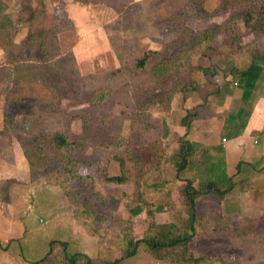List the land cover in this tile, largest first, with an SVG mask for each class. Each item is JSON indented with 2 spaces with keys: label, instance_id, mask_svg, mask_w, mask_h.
<instances>
[{
  "label": "rangeland",
  "instance_id": "1",
  "mask_svg": "<svg viewBox=\"0 0 264 264\" xmlns=\"http://www.w3.org/2000/svg\"><path fill=\"white\" fill-rule=\"evenodd\" d=\"M34 1L35 3L38 1L34 4L38 6L40 0ZM194 1L195 7L192 4ZM232 2L234 6L230 5ZM262 6L264 7V0H237L236 3L234 0H150L144 11L134 9L123 12L120 21L108 23L105 30L110 49L85 60L76 59L70 53L77 39L76 30L78 28L82 30L85 25L76 27L79 21L63 17L61 14L55 22L52 11L45 10V16L48 15L51 26L49 32L44 33L43 40L48 43L50 54H53L46 64L40 60L35 43H23L27 31L25 18L28 17V12H17L16 9L5 11L1 14L6 16L5 19H0L2 53L0 58L26 64V71L19 69L23 72L22 75L26 73V77L21 78L17 75L8 78L6 68L0 71V166H21L14 161L26 159L27 163L23 162V166H29L31 176L38 180L72 176L68 173L62 175L58 173L63 166L55 158L56 153L49 144L54 133L65 134L71 141L84 142V149L82 153L80 151L84 162L75 168L76 176L103 177L105 176L101 173L104 171L103 167L108 170L109 166H130L127 148L134 150V157L140 160L141 166H150L149 147L153 140L159 138L164 120L172 118L179 124V120L193 110L191 104L195 100L193 95L200 94L206 84L213 85L214 80L219 81L220 76L223 81L224 77H230L233 55L242 50L244 45L254 42L264 47V33L260 30L256 32L247 30L241 19L244 12L256 13ZM45 16L38 17L39 20L36 19V22L43 24ZM98 16L103 19L105 16L106 21L110 20L109 16L111 17L108 12H99ZM78 19H82L81 16H78ZM227 21L234 27L227 29L229 25H226ZM213 27L216 28L212 29ZM86 29L85 27L84 31ZM230 29L234 31L231 32ZM209 30L212 32L210 39L212 49L204 56L192 55L186 59L188 69L185 64L177 70H174L173 66L167 67L162 82L156 85V80L149 71L150 66L172 52L188 50L198 32ZM231 37L238 38V41H234L231 47L234 52L232 57L225 61L218 56L222 54L221 49ZM145 52H157V55L149 58L145 69H137L135 63ZM190 66L208 67L210 70L201 74L193 68L190 69ZM212 72L215 74L211 77ZM229 77L226 80L227 84L233 83ZM175 80L183 85L188 83L195 85L197 82V90L201 87L200 92L177 93L175 92L177 87H174ZM172 87L174 89L171 91ZM260 88L264 92V86L260 85ZM229 90L230 103L222 107L217 103L222 109L220 114L225 116L227 122L229 116H233L244 106L239 96L234 103L233 92H239V89L231 86ZM217 99L216 94L213 101L217 102ZM129 133L136 137L132 138L130 143L122 141L120 145L102 147L98 141L95 147L92 146L95 137L107 134L109 138L118 137L126 140ZM38 146L40 149L37 150ZM195 157L198 155L194 154ZM211 169L212 167L209 171ZM130 173L135 175L133 170ZM116 175L123 177L125 171L122 175L119 173ZM5 176L7 174H3L2 177ZM11 183L12 181L5 180L1 182L0 202L8 201L5 189ZM171 188L174 187L169 186L163 191L162 201L165 199V192L169 198L172 196L171 193L175 190ZM195 188L204 189L198 185ZM102 190L103 197L95 202L100 205L103 203L98 212L102 218L94 228H90L88 223L81 222L87 226V231L93 233L99 243L104 239L117 242L121 227L114 226L115 223L113 224L111 220L120 221L121 214H125V220H121L120 226L125 224L127 227L128 223L131 225L133 238L140 239L145 229L141 230V227L136 226L133 219L132 223L126 221V206L131 199L125 194V181L121 185L104 183ZM180 193L181 191H179L181 196ZM174 197L177 196L174 194ZM16 199V196L12 197V201ZM134 201L135 197L131 202ZM28 205L31 210L26 208ZM18 210L23 211V218L31 224L29 229L33 231L32 238L42 249L40 237L42 229L50 225V215L46 212L42 199L36 195L34 197L29 195ZM185 213V209L180 207L175 213L174 221L184 225ZM142 223L146 228L144 220L140 222ZM111 227H115V232L107 238L109 234L107 230ZM248 227L249 224L243 227V232L246 230L249 234L243 233L241 236V252L227 249L229 248L227 246L233 245L235 238L231 231H223L221 228L210 230L211 234L206 232L207 234L195 235L191 247L199 253H211L214 259L211 264H221L220 256L223 264H264V251H257V245L264 244V220L255 221L253 232H250ZM44 247L47 252L48 242ZM117 253L119 254L118 249ZM135 255L126 259L124 264H172L155 261L142 252Z\"/></svg>",
  "mask_w": 264,
  "mask_h": 264
},
{
  "label": "crops",
  "instance_id": "2",
  "mask_svg": "<svg viewBox=\"0 0 264 264\" xmlns=\"http://www.w3.org/2000/svg\"><path fill=\"white\" fill-rule=\"evenodd\" d=\"M29 1L32 10L56 11L63 17L79 21L76 27L85 25L86 31L85 27L76 30L77 39L70 49L71 55L76 59L85 60L110 49L105 30L108 23L120 21L123 12L134 9L144 11L150 0H40L36 7L34 4L38 1L36 3L34 0ZM17 4L19 0H0V19H5L6 16L1 14L5 11L10 12ZM99 12H108L111 15L108 17L110 20L106 21L105 16L104 19L98 16ZM78 16L82 19H78ZM233 57L234 71H242L250 63L248 55L242 50L235 52ZM11 67L10 61L0 58V71L5 68L10 70ZM228 77H224L223 81L220 76L219 81L212 82L213 85L206 84L200 94H192L195 100L191 102L193 110L189 113H194L195 117L188 129L176 124L172 118L164 120L162 128L166 131L164 142L167 146V155L177 148L182 140L191 143L193 147L190 164L178 178L175 177L174 168L168 162L163 163L157 172L149 171L148 166H138L136 169L133 166H109L108 170L103 167L104 171L101 173L106 176H118L116 174L122 175L125 171V194L131 200L135 195H139L145 202H161L163 191L169 186L174 187L171 188L175 191L170 197L174 203V210L164 208L155 215V221L161 224L173 222L175 213L180 207L183 208L179 191L183 189L186 181H189L193 188L196 185L206 188L209 182L214 183L220 191L227 188L226 193L221 196L206 193L198 197L193 223L194 233L211 234L210 230L215 228L229 230L235 240L227 249L241 252V236L243 233L249 234L246 230L243 232L245 224H249L248 229L253 232L255 221L264 220V92L261 88L258 89L248 115L241 120L242 122L237 119L233 125L228 124L225 116L220 114L221 107L230 103L229 88L233 85L227 84ZM229 78L236 82L231 76ZM259 84L264 86V80ZM200 88L197 90L198 93ZM216 94L218 99L214 102ZM233 94L235 103L238 96L240 97V90ZM217 103L221 107H218ZM244 121L245 124L241 128ZM231 131L234 132L233 138L229 137ZM194 154L198 157L194 158ZM14 162L21 166H0V184L3 180L12 181L5 189L9 202H0V264H33L45 256L44 245L50 241L65 243L67 255H84L89 259V264H109L112 259L119 256L118 239L117 242L104 239L99 243L98 238L87 231V226L73 218L70 205L57 186L31 176L29 166H23V162L27 163L26 159ZM210 167L212 169L209 171ZM131 170L135 175L130 173ZM3 174L7 176L3 178ZM174 194L177 197H174ZM29 195L41 198L46 212L50 215V225L42 229L40 236L42 249L32 238L33 231L29 229L31 224L23 218V211L18 210ZM13 196L17 198L14 201ZM26 208L31 210L29 205ZM144 218V211L133 217V222L141 227V230L145 229V224H140ZM119 219H125V214H121ZM121 220L112 219L111 222L115 223L116 227L119 225V228ZM107 231L109 234L105 232L109 238L110 234L115 232V227L108 228ZM258 250L264 251V244L257 245Z\"/></svg>",
  "mask_w": 264,
  "mask_h": 264
},
{
  "label": "trees",
  "instance_id": "3",
  "mask_svg": "<svg viewBox=\"0 0 264 264\" xmlns=\"http://www.w3.org/2000/svg\"><path fill=\"white\" fill-rule=\"evenodd\" d=\"M233 1V0H232ZM235 3L237 0H234ZM193 7H195V1L192 2ZM234 6L233 2L230 4ZM17 12H28V17L25 18L27 23V31L23 39V43H35L36 50L38 52L39 58L43 61V64H46L51 58L50 49L48 48V43L43 40L44 33L49 32V27L51 26L48 15L45 16V12L41 10H32L30 8L29 0H19V4L15 5ZM220 7V6H219ZM53 18L55 22L57 17L60 18L59 12L53 11ZM59 15V16H58ZM62 15V14H61ZM40 16H45V21L43 24L36 22V19L39 20ZM178 16V15H177ZM39 17V18H38ZM242 23L244 27L251 31L256 32L260 30L264 33V7L255 12H244L241 15ZM48 20V21H47ZM230 21V20H229ZM227 21L228 28H233L234 25L230 24ZM225 25V26H226ZM32 27L33 29H30ZM224 27V26H223ZM216 27H213L214 29ZM44 30V31H43ZM224 30H226L224 28ZM231 32L234 29H230ZM207 31H201L197 33V37L192 41V45L188 50L177 52H172L166 57H161L153 66H150V73L153 75L156 80V85H160L162 82V76L167 73V67L170 68L173 66L174 70H177L179 67L185 66L188 69V63L185 62L186 59H189L192 55H205L206 52L212 49L211 45V33ZM236 37V36H235ZM235 37H231L225 43L223 52L218 58L225 61L229 60L232 57V45L234 41L236 42ZM235 39V40H234ZM40 40V41H39ZM238 41V40H237ZM225 50V52H224ZM242 51L246 53L250 59L249 65L242 71L233 70L231 68L230 76L233 79H236L235 87L240 90V100L244 104L243 108L239 109L233 116H229V124L233 125L236 119H239L240 122L248 115V110L251 108V103L253 102L258 89L260 88L259 83L264 80V47L258 46L254 42H250L242 47ZM157 52H145L142 57L138 59L135 63L137 69H145L147 66V61L151 56H156ZM12 67L10 70H6V75L8 78L13 76L17 77H26V64L22 65L18 62L11 61ZM195 69L201 74L207 73L210 68H202L190 66V69ZM22 70L23 72L19 71ZM215 70V69H214ZM165 71V72H164ZM21 73V75H20ZM215 74L211 73V77ZM20 78V79H21ZM175 92L185 93L187 92H196L198 88L197 82L195 85L188 83L187 85L180 84L175 80L174 86ZM171 88V91L174 89ZM188 87V88H186ZM3 116H5L3 114ZM195 117L194 113L187 112L180 120L179 124L188 129L191 121ZM235 118V120H234ZM232 119V120H231ZM245 121L240 126L243 128ZM166 132L164 128L160 130L159 138L153 140L150 144L149 150L151 155L149 157L148 163L150 166L149 171H159L163 163L168 162L174 168L175 177L178 178L182 174L187 166L190 164V157L192 155L193 147L192 144L182 140L177 148H175L169 155L166 154V145L164 142V136ZM234 132L231 131L229 134L230 138H233ZM134 134L129 133V136L126 140L122 138H109L108 135H101L99 137L93 138V147H95L96 142H100L102 147L105 146H116L120 145L122 141L131 142L132 138L136 139L133 136ZM122 139V140H119ZM138 139V136H137ZM50 147L53 152L56 153L55 158L57 161H60L62 168L58 171L59 175L68 173L72 176L64 177L59 176L50 180V177L46 178L48 184L57 186L66 197L73 218L82 223H88L89 227L94 228L95 224H98L102 216L98 213L99 208H102L103 203L96 204L95 202L99 201L100 197H103L104 192L102 186L104 183H109L113 185H119L125 181V176H101L97 177L95 175H86L84 177L76 176V169L79 165H82L83 156L80 155L84 149V142L71 141L65 134L54 133L50 139ZM40 149L39 146L37 150ZM127 158L130 162V166H133L135 169L138 166H141L140 160L134 157V150L127 148ZM132 155V156H130ZM133 159V160H132ZM64 162V163H63ZM73 169L71 171L70 169ZM229 188V187H228ZM225 190L220 191L218 187L209 182L204 189H195L191 186L189 181H186L185 186L181 190V204L185 209L186 222L184 225L179 224L175 221L171 223H157L155 221V215L161 212L164 208L166 210H174V203L171 202V199L168 196V193L165 192V199L161 202H145L139 195H135V201L131 202L126 206V221L132 223L134 216L139 214L141 211H144L146 223V228L143 232V236L140 239H134L131 232V225L127 223L120 228L119 236V256L112 259L109 264H124L126 259L133 257L138 252L147 254L151 259L155 261L167 262L172 264H211L213 258L208 253H199L192 249L191 245L195 238L193 223L195 219V209L196 203L199 196L204 194H213L215 196H221L226 193ZM97 211V212H96ZM125 220V219H124ZM123 220V221H124ZM93 234V233H92ZM222 257H219V262L223 264ZM33 264H89V259L81 254L67 255L66 246L63 242L50 241L48 243V251L45 256L34 262Z\"/></svg>",
  "mask_w": 264,
  "mask_h": 264
},
{
  "label": "built area",
  "instance_id": "4",
  "mask_svg": "<svg viewBox=\"0 0 264 264\" xmlns=\"http://www.w3.org/2000/svg\"><path fill=\"white\" fill-rule=\"evenodd\" d=\"M232 85L235 86V83L233 82ZM222 141H223V140H222Z\"/></svg>",
  "mask_w": 264,
  "mask_h": 264
}]
</instances>
